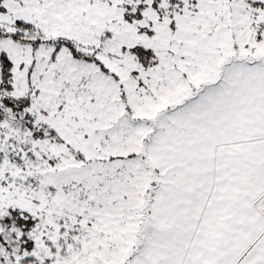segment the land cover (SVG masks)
Here are the masks:
<instances>
[{"label": "snow or ice", "instance_id": "6c2138e0", "mask_svg": "<svg viewBox=\"0 0 264 264\" xmlns=\"http://www.w3.org/2000/svg\"><path fill=\"white\" fill-rule=\"evenodd\" d=\"M0 264H264V0H0Z\"/></svg>", "mask_w": 264, "mask_h": 264}]
</instances>
